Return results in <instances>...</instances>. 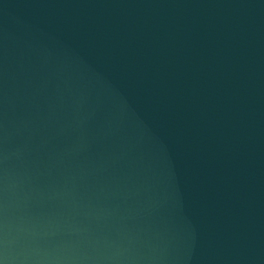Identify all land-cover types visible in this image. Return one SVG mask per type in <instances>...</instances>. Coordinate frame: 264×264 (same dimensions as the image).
<instances>
[{
    "label": "water",
    "instance_id": "95a60500",
    "mask_svg": "<svg viewBox=\"0 0 264 264\" xmlns=\"http://www.w3.org/2000/svg\"><path fill=\"white\" fill-rule=\"evenodd\" d=\"M0 264H264V0H0Z\"/></svg>",
    "mask_w": 264,
    "mask_h": 264
}]
</instances>
